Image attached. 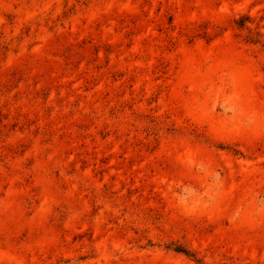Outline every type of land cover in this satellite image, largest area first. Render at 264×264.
<instances>
[{
    "label": "rangeland",
    "instance_id": "obj_1",
    "mask_svg": "<svg viewBox=\"0 0 264 264\" xmlns=\"http://www.w3.org/2000/svg\"><path fill=\"white\" fill-rule=\"evenodd\" d=\"M0 264H264V0H0Z\"/></svg>",
    "mask_w": 264,
    "mask_h": 264
}]
</instances>
